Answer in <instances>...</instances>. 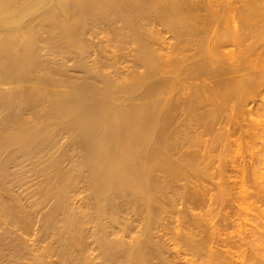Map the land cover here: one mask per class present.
I'll return each mask as SVG.
<instances>
[{"label":"bare ground","instance_id":"bare-ground-1","mask_svg":"<svg viewBox=\"0 0 264 264\" xmlns=\"http://www.w3.org/2000/svg\"><path fill=\"white\" fill-rule=\"evenodd\" d=\"M262 34L264 0H0V264H264L258 224L235 242L170 195L204 176L201 121L262 91Z\"/></svg>","mask_w":264,"mask_h":264},{"label":"rangeland","instance_id":"rangeland-1","mask_svg":"<svg viewBox=\"0 0 264 264\" xmlns=\"http://www.w3.org/2000/svg\"><path fill=\"white\" fill-rule=\"evenodd\" d=\"M237 5V4H236ZM254 23V22H253ZM257 25H258V23H257ZM256 25V26H257ZM261 25V24H260ZM260 25L259 26H255L253 29V31H255V32H257L258 31V27H260ZM256 28H257V31H256ZM260 31V30H259ZM262 31V30H261ZM262 35H264V34H262ZM261 35V37H260V39H263V41L261 40V42H260V39H259V43H261V46H264V37ZM262 43H263V45H262ZM233 46V47H232ZM232 46H230L231 48H236L234 45H232ZM264 48L262 47V49H260L259 48V50H263ZM258 50V51H259ZM75 74H77V73H75ZM264 85V84H263ZM262 89V91H260L259 93L257 92V94H255V95H253V98L255 99H252V98H250L249 99V102L247 103V104H243V103H246V102H244V101H241L242 102V104L240 105L239 103H235V104H233V102H231V103H229L228 104V107H226V108H228L227 110H226V108H225V110L223 109V108H221V110H220V115H222V116H218V117H214V119H216V120H214V119H212V118H209L208 116L209 115H211V114H209L207 117L209 118H207L206 117V119H205V121H207V123L205 122V121H201L200 119H196V120H199V122L201 121L202 123L204 122L205 123V125H203V126H207V127H209V128H206V127H203L202 128V125H201V123L199 124V125H201V128H200V130L201 131H199L198 129V127H199V125H197V123L196 122H198V121H195V119H191V120H187V121H191V123H189V122H185V123H188V124H192L191 125V131H189V129H190V125H186V124H184V125H186V127H184V128H186L187 129V127H189V129H185L186 130V133L187 132H191L192 133V135H190V134H186L187 135V140L189 141V139H191L190 140V142L192 141V142H194V138L196 139V135H197V137L199 136L198 134H197V132L195 131V130H193V131H195V132H192V129H193V127L192 126H194L195 124H196V126H195V128H196V130L197 131H199V133L201 132L202 133V135L201 136H199L198 138H197V140L203 145V147H201L202 145L201 144H198V145H201L199 148H197L196 146H197V144L196 143H199V142H194V143H192V146H189V144H191V143H188V141L186 140V138H184V142L186 141L188 144H187V147H185V146H182L181 148H183V149H181V151H180V149H179V151L177 150V154H180V152H182V150L183 151H185V150H187L188 149V153H189V151L190 152H192L193 153V148H197V149H195V150H198L197 152L199 153V155H196L197 156V161H198V158H200L203 154V158L201 157L200 158V160H201V162H203L202 164H203V166H202V164L201 163H199V165H198V163L196 162V164L198 165V166H201L200 167V170H199V176H200V173H202V169L204 170V176L203 177H201V178H196L195 176H194V174H193V177H192V179H191V176L189 175L188 176V178H190L191 180H189V182L188 183H191V184H188V188L189 189H191L190 188V186L191 187H193L192 186V184L194 183V185H196V187H195V189L196 188H198V189H196L197 191H200V192H202V194L201 195H198L200 192H198V194H197V199H199L198 200V206H197V201L195 202L194 200L192 201V204H195V205H193L194 206V208H192L193 206H192V204H191V201L188 203L187 201H189L190 199L188 198V196H186V195H189V194H186L184 191H186V190H189V189H187V188H185V187H183V184H185L186 183V185H187V179H186V181L184 182L183 180H185V179H183L182 181V188H185L186 190H180V189H178L177 190V192H180L179 194H174V193H172V192H170V195L172 196V199L174 198V200H175V197L178 195V198H179V196H181L179 199L177 198V200L174 202L173 201V203L176 205V209L178 208V206L180 205L181 206V208H180V206H179V208L178 209H184L185 210V204H186V211H189L188 213H190L191 212V214H192V211H193V214L195 215L196 213H200V214H202V215H204V213L205 212H207V210L206 209H210L211 211H213V212H211V211H209L208 210V212H210V215H213L214 217H210V218H214L213 220H217V218H221V216L223 217L224 216V214H226V216L228 217V215H230L229 216V218L231 219V222L233 221V220H235V223L236 224H228L227 226L229 227V225H231L229 228L228 227H226L225 229H223L222 227H219L220 229H221V234H222V236L224 237V236H226L224 233H225V230H227L229 233H227V235L228 234H230V235H228V236H231V233H232V236L231 237H233V233H234V236H235V238H232L234 241L237 239H240V236H238L237 237V235H240V233H242L243 231H244V233H243V236L245 235V231L246 230H250L252 227L251 226H249V223H250V225L253 223V225H257L256 227H258L259 229L258 230H260V232L262 231V230H264V227H263V223L262 222H259L258 220H260V218H259V216H261V215H258V216H256V214H257V212L256 211H258L257 210V206H261V207H259L258 209H264L263 207H262V205L264 206V202L262 201L261 202V200H260V202L258 201L259 200V196L258 197H256L255 195H257V193L255 194V192H257V186L260 184V182H259V179L261 178V177H259V176H257V175H260L261 173H263V175H264V170H262L263 169V167H264V87L262 88V87H260V90ZM240 102V103H241ZM230 106V107H229ZM234 108H232V107ZM210 106H208V108H209ZM212 107V106H211ZM207 109V108H206ZM210 109H213V108H210ZM222 109H223V112L224 113H222L221 111H222ZM232 111V112H231ZM250 111V112H249ZM217 112H219V111H217ZM217 112H215V114L217 113ZM226 113L228 114L227 116H226ZM231 113V114H230ZM224 115V116H223ZM211 117V116H210ZM221 117H222V119H221ZM227 118L226 119V121L224 120V118ZM232 118V121H231V118ZM208 119V120H207ZM230 119V120H229ZM210 120H211V122H212V120H213V122L211 123L210 122ZM221 121V122H219V121ZM229 120V121H228ZM193 121V122H192ZM195 121V122H194ZM253 123H252V122ZM198 122V123H199ZM193 123H195L194 125H193ZM231 123V124H230ZM229 124V125H228ZM223 125V126H222ZM231 125V126H230ZM260 126V127H259ZM221 127V128H220ZM229 129H228V128ZM259 127V128H258ZM194 128V129H195ZM203 129V130H202ZM207 129V132H204L205 130ZM225 131V132H224ZM194 133H196V135H195V137H193V139H192V136H194ZM205 133V134H204ZM222 134V135H221ZM186 135L185 136H183V137H186ZM191 136V137H190ZM188 137H190V138H188ZM197 140H195V141H197ZM204 142V143H203ZM208 143V144H207ZM186 144V143H185ZM184 144V145H185ZM195 144V147H193V145ZM192 147V148H191ZM203 148V149H202ZM205 148V149H204ZM211 148V149H210ZM213 148V149H212ZM193 149V150H192ZM199 149H201V151L199 150ZM192 150V151H191ZM194 150V151H195ZM202 150H204V152L202 151ZM206 150V151H205ZM210 151V152H209ZM179 152V153H178ZM185 152H187V151H185ZM184 152V153H185ZM200 152H203V153H201L200 154ZM184 153H182V154H184ZM197 153V154H198ZM176 154V155H177ZM181 154V155H182ZM187 154V153H186ZM195 154V153H194ZM175 155V156H176ZM181 155H178V156H181ZM206 159V160H205ZM235 160H236V162H235ZM207 161V162H206ZM211 162V163H210ZM239 163V165H238V163ZM208 163H210L208 166H207V164ZM204 164H206V165H204ZM244 164H245V166H247V167H245L244 166ZM251 164V165H250ZM197 165H196V167H197ZM211 165V166H210ZM242 165H243V167H242ZM210 166V167H209ZM237 168H236V167ZM251 166H252V168H251ZM207 167L209 168L208 169V171L206 170L207 169ZM233 167H235V168H233ZM244 169V168H246V169H248V170H246V169H244L243 171H242V169ZM253 167H255V170H257V168H258V170H260V168H261V170H262V172L261 171H258V172H256L255 170H253ZM257 167V168H256ZM202 168V169H201ZM205 168V169H204ZM239 169H241L240 171H239ZM249 169H252L253 171H255L254 173L250 170L249 171ZM197 170H198V168H197ZM206 171H207V173H206ZM235 171V172H234ZM236 171H237V173H236ZM210 172V173H209ZM218 174H217V173ZM243 172V173H245V174H241V173ZM195 173H197V172H195ZM212 173V174H211ZM234 173V174H233ZM236 173V174H235ZM241 174V175H239V174ZM250 173H252V174H250ZM257 175H256V174ZM192 174V173H191ZM198 174V173H197ZM202 174H201V176H202ZM208 174V175H207ZM217 174V175H216ZM253 174H255L257 177H259V178H257L256 180H255V177H254V175ZM196 175V174H195ZM206 175V176H205ZM212 175V176H211ZM231 175V176H230ZM253 175V176H252ZM262 175V174H261ZM262 175V176H263ZM199 176H197V177H199ZM227 176V177H226ZM233 176V177H232ZM246 176V177H245ZM194 177H195V179L197 180V181H199L198 179H200V181H201V184L199 183L198 184V182L196 181V180H193L194 179ZM232 177V178H231ZM234 177H236V178H234ZM244 177V178H243ZM250 177V178H249ZM253 177V178H252ZM231 180H230V179ZM247 178V179H246ZM252 178V179H251ZM235 179L237 180V181H235ZM238 179H240V180H238ZM246 180V181H244V183H246L247 185H248V188L247 187H241L242 186V183H243V181L242 180ZM250 179V180H249ZM195 181V182H193V181ZM206 180V181H205ZM233 180V181H232ZM254 182H253V181ZM191 181V182H190ZM199 181V182H200ZM202 181H204V182H202ZM231 181V182H230ZM239 181V182H238ZM241 181H242V183H241ZM180 182V180L178 181V183ZM196 182H197V184H196ZM251 182H253V183H251ZM211 183V184H210ZM220 183V184H219ZM221 183H223V186L224 185H226V187L224 186V187H222V184ZM225 183V184H224ZM219 184V185H218ZM236 184V185H235ZM179 185V184H178ZM181 185V184H180ZM200 185V186H199ZM220 185H221V188H220ZM232 185V186H231ZM213 186V187H212ZM231 187V190H230V187ZM235 186V187H234ZM244 186H246V185H244ZM193 187V188H194ZM199 187H200V190H199ZM201 187H204V189L203 188H201ZM209 187V188H212V189H209L208 188V191L210 190L212 193L210 194V191L209 192H207L206 190H207V188ZM216 187V188H215ZM219 187V188H218ZM240 187H241V190H242V192H244V194L240 191ZM256 187V188H255ZM260 189H261V187L260 186H258ZM192 188V190H195V189H193ZM223 188H224V190L226 189V192L225 193H227L228 192V194H225V195H227V196H225V197H222V195L224 196V194H221V191L220 190H223ZM234 188H236V189H234ZM202 189V190H201ZM213 189H215V190H213ZM220 189V190H219ZM236 190L237 192L238 191H240V193L242 194V196L244 195L245 196V198L242 200V197H241V200H240V196H237V192L236 191H233V190ZM238 189V190H237ZM243 189H244V191H243ZM245 189H250V190H247L248 192H252L253 194H255V195H253V194H251V193H249L248 194V192L247 193H245ZM260 189L258 190V191H260ZM180 190V191H179ZM195 190V191H196ZM223 190V191H224ZM228 190V191H227ZM230 190V191H229ZM252 190V191H251ZM253 190H254V192H253ZM262 190V189H261ZM191 191V190H190ZM197 191H196V193H197ZM231 191H233L231 194L233 195V197H232V195L230 196V193L229 192H231ZM175 192V191H174ZM184 192L185 194H182V193ZM193 191H191V193H192ZM203 192H205V193H208L209 194V196H207L206 194V196L205 195H203ZM218 192H219V194H218ZM234 192H236L235 194H234ZM187 193H188V191H187ZM195 193V192H194ZM239 192H238V195L240 194ZM260 193V192H259ZM182 194V195H181ZM215 194V195H214ZM251 194V195H250ZM174 195H176L175 197H174ZM212 195V196H211ZM220 195V196H219ZM247 195V196H246ZM249 195V196H248ZM185 198H184V197ZM198 196H199V198H198ZM204 196L205 198H203V199H205L206 200V205H205V200H203L202 199V197ZM217 196H219V197H217ZM235 196H236V198H237V201H238V203H237V201H236V198H235ZM252 196H253V199H252ZM215 197V198H214ZM218 199H217V198ZM229 199V200H227V198ZM230 197V198H229ZM232 197V198H231ZM248 197V198H247ZM250 197H251V199H250ZM255 197V198H254ZM208 198H209V200H208ZM210 198H211V200H210ZM239 198V199H238ZM201 199H202V202H201ZM216 199V200H215ZM222 199V200H221ZM223 199H225V201L226 202H223L224 200ZM232 199V200H231ZM258 199V200H257ZM212 200H214V205H213V201ZM250 201V203L251 204H253V206L252 205H250V203L249 202H246V201ZM255 200V201H254ZM258 202H257V201ZM179 203H178V202ZM212 203H211V202ZM218 201V202H217ZM232 201V203H230ZM236 201V202H235ZM242 202V205H244V204H247L248 205V203H249V206H247V205H244L245 207V209H243V206L241 207L240 206V202ZM243 201L244 202H246V203H243ZM177 202V203H176ZM186 202V203H185ZM195 202V203H194ZM208 202V203H207ZM253 202V203H252ZM181 203V204H180ZM200 203H201V206H203V207H201L200 206ZM219 203H223V204H219ZM230 203V204H229ZM237 203V204H236ZM191 204V205H190ZM233 204H235V205H233ZM187 205H190V206H187ZM216 205V206H215ZM220 205V206H219ZM231 205V206H230ZM233 205V206H232ZM238 205L240 206V207H238ZM207 206H209L208 208H207ZM212 206V207H211ZM215 206V207H214ZM219 206V207H218ZM230 206V207H229ZM250 206H252V208L254 209V207L256 208L255 210H253V209H250L251 207ZM188 207H190V209H188L187 210V208ZM229 207V208H228ZM237 207H238V210H237ZM247 207H249V208H247ZM219 208V209H218ZM221 208V209H220ZM223 208V209H222ZM225 208L227 209V210H225ZM232 208V209H231ZM235 208V209H234ZM239 208H241V209H239ZM193 209V210H192ZM196 209V210H195ZM191 210V211H190ZM199 210V211H198ZM203 210V211H202ZM217 212H216V211ZM220 210H221V213H222V215L220 216V215H218V213L220 214ZM223 210V211H222ZM234 210L236 211V212H234ZM248 210H251L250 212L248 211ZM253 210V211H252ZM205 211V212H204ZM226 211V212H225ZM233 211V212H232ZM260 211V210H259ZM259 211H258V213H259ZM202 212H204V213H202ZM207 212V213H208ZM247 212V214H245ZM250 214H249V213ZM253 212V213H252ZM255 212V213H254ZM264 212V211H263ZM212 213V214H211ZM214 213V214H213ZM262 213V212H261ZM238 214V215H237ZM240 214H241V216H240ZM255 214V215H254ZM197 215V214H196ZM232 215H233V217H232ZM235 215V216H234ZM246 215V216H245ZM216 216V217H215ZM255 216V218L256 219H258V220H254V218L253 217ZM237 217H238V220H240V221H238L237 220ZM239 217H242V218H240L239 219ZM247 217V218H246ZM252 217V218H251ZM208 218H209V216H208ZM220 218H219V220H220ZM233 218V219H232ZM244 218V219H243ZM245 218L247 219L246 221L248 222V223H243L244 221H245ZM248 219H250V221L248 220ZM253 219V220H252ZM253 222H252V221ZM261 220L263 221L264 219L263 218H261ZM260 220V221H261ZM218 221V220H217ZM237 221V222H236ZM220 222V221H219ZM256 222V223H255ZM264 222V221H263ZM230 223V222H229ZM255 223V224H254ZM219 224H221L222 225V223L220 222ZM240 224H245V227L243 226H241ZM247 224V225H246ZM234 225V226H233ZM238 225V226H237ZM259 225H260V227H259ZM241 226V227H240ZM262 226V227H261ZM233 227H235V228H233ZM249 227V228H248ZM228 228V229H227ZM237 228H239V229H237ZM240 228H242V230L240 229ZM245 228H248V229H246V230H243V229H245ZM261 228V229H260ZM230 229V230H229ZM232 229V230H231ZM224 233H223V232ZM226 231V232H227ZM231 231V232H230ZM239 231H241V232H239ZM247 231V232H248ZM259 232V231H258ZM264 232V231H263ZM237 233H239V234H237ZM224 234V235H223ZM258 235V234H257ZM256 235V236H257ZM241 236H242V234H241ZM255 237V236H254ZM254 237H253V239H254ZM256 238V237H255ZM259 238V240H260V236L259 237H257V239ZM241 241V240H240ZM262 241V240H261ZM236 242V241H235ZM249 242V241H248ZM256 242H258V240L256 241ZM255 242V244H258L259 246H260V248L258 247V245H253L258 251H259V249H260V251H259V253L260 252H262L263 253V255H264V246L262 245V244H264L263 242H261V244H260V241H259V243H256ZM240 243V242H239ZM238 243V244H239ZM242 243V242H241ZM240 243V244H241ZM243 243H244V241H243ZM236 243H233V245H235ZM238 244H236V245H238ZM253 246H251V247H253ZM232 247V246H231ZM244 247V246H243ZM247 246H245V248H246ZM250 247V248H251ZM263 247V248H262ZM234 248H236V246L234 247L233 246V248L232 249H234ZM248 249V248H247ZM251 249H254V248H251ZM261 253V254H262ZM260 254V255H261ZM263 255H261L262 257H264Z\"/></svg>","mask_w":264,"mask_h":264}]
</instances>
